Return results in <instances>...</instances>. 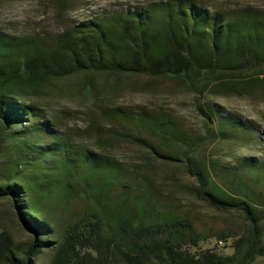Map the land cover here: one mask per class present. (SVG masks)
<instances>
[{"label":"trees","instance_id":"1","mask_svg":"<svg viewBox=\"0 0 264 264\" xmlns=\"http://www.w3.org/2000/svg\"><path fill=\"white\" fill-rule=\"evenodd\" d=\"M90 71L177 77L198 93L264 85V9L213 10L197 0H167L70 26L51 41L0 31V199L11 200L15 216L33 235L27 248L20 249L11 232L1 229L0 264H35L46 248L54 249L50 264H112L109 257L116 254L126 264H253L264 256V212L259 211L264 161L244 157L226 164L214 155L209 160L194 155L207 139L254 136V124L209 104L202 107L206 134L193 135L172 114L144 111L158 115L156 128L144 129L161 139V149L170 150L152 145L154 151L164 158L183 153L204 198L220 209L240 211L246 220L241 232L215 233L220 240L232 238V253L212 248L193 253L188 245L199 247L201 235L192 220L169 215L149 222L142 218L149 205L136 219L131 210L137 207L112 210L117 177L128 179L115 159L76 141L75 132L61 128V119L30 102V94L51 80ZM129 113L117 109L110 114L130 122ZM100 135V140L106 138ZM88 159L93 163L86 170ZM99 178L95 188L91 182ZM53 182L64 197L73 193L76 200L85 199L86 190L91 199L85 212L71 214L74 220L57 241L52 239L58 236L54 200L42 195L54 193L49 188ZM132 185L125 187L140 186ZM108 224L115 227L110 235L104 231ZM184 227L194 234L178 230ZM168 229L179 235L156 237ZM83 245L89 251L82 252Z\"/></svg>","mask_w":264,"mask_h":264},{"label":"rangeland","instance_id":"2","mask_svg":"<svg viewBox=\"0 0 264 264\" xmlns=\"http://www.w3.org/2000/svg\"><path fill=\"white\" fill-rule=\"evenodd\" d=\"M158 1L167 0H0V31L51 41L70 26ZM197 1L213 10L244 7L264 9V0ZM29 99L31 103L41 106L45 114L61 119V128L75 132L76 141L115 159L121 172L127 175V180L117 177L118 192L112 188L111 192L116 198L110 203L112 210L123 213L137 207L139 211L137 208L131 210L132 217L136 219L137 214L149 205V211L142 216L149 222L166 219L169 215L187 218L192 220L195 231L201 235L199 247L191 243L188 245L193 253L206 248L225 254L233 252L232 238L221 242L215 233L223 229L235 232L245 230L244 215L235 209H220L204 198L200 192V182L188 170V160L183 153L177 158H164L154 151L152 145L168 153L170 150L161 149L158 144L161 139L144 129L146 126L155 129L158 124L157 114L144 111L172 114L180 127L188 129L193 135H203L206 134V117L202 107L216 105L254 124L256 133L252 136L248 132L241 139H207L202 149L195 150V158L209 160L214 155L226 164H238L244 157L264 161V85L244 87L241 92L198 93L177 77L90 71L53 79L39 91H33ZM117 109L130 111L132 123L113 119L110 113ZM132 125L139 128L131 132L124 129ZM167 128L175 129L169 125ZM100 132L106 138L100 140ZM87 162L86 170L93 160L88 159ZM100 180L91 183L96 188ZM134 183L140 186L127 190L125 185ZM50 187L54 188V193L50 196V191L42 195L54 200L52 207L57 213L54 225L58 236L52 239L57 241L68 228L70 220H74L70 219L71 214L85 212L91 206V199L86 190H83L86 198L76 200L73 193L69 198L62 196L56 182ZM259 190L264 200V183H261ZM259 211L264 212V202ZM105 227L104 231L109 235L115 232L114 225ZM3 228L11 232L20 249L27 248L32 241V233L21 225L8 199H0V230ZM178 230L188 236L194 234L189 227ZM175 231L168 229L156 237H176L179 234ZM80 250L89 251V248L83 245ZM53 255L54 249L46 248L35 258V264H50ZM109 260L112 264H126L119 254L110 256ZM253 264H264V256L258 257Z\"/></svg>","mask_w":264,"mask_h":264},{"label":"built area","instance_id":"3","mask_svg":"<svg viewBox=\"0 0 264 264\" xmlns=\"http://www.w3.org/2000/svg\"><path fill=\"white\" fill-rule=\"evenodd\" d=\"M221 242H222V240H221Z\"/></svg>","mask_w":264,"mask_h":264}]
</instances>
